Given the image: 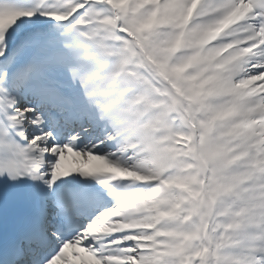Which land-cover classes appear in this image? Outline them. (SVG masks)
I'll use <instances>...</instances> for the list:
<instances>
[{"label":"snow or ice","instance_id":"1","mask_svg":"<svg viewBox=\"0 0 264 264\" xmlns=\"http://www.w3.org/2000/svg\"><path fill=\"white\" fill-rule=\"evenodd\" d=\"M0 264H264V0H0Z\"/></svg>","mask_w":264,"mask_h":264}]
</instances>
